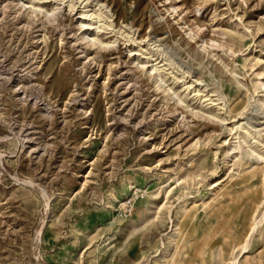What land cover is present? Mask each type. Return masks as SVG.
I'll return each instance as SVG.
<instances>
[{
    "label": "rangeland",
    "instance_id": "obj_1",
    "mask_svg": "<svg viewBox=\"0 0 264 264\" xmlns=\"http://www.w3.org/2000/svg\"><path fill=\"white\" fill-rule=\"evenodd\" d=\"M19 1L0 0V264H264V0H100L99 29L97 0Z\"/></svg>",
    "mask_w": 264,
    "mask_h": 264
},
{
    "label": "bare ground",
    "instance_id": "obj_2",
    "mask_svg": "<svg viewBox=\"0 0 264 264\" xmlns=\"http://www.w3.org/2000/svg\"><path fill=\"white\" fill-rule=\"evenodd\" d=\"M47 1H49V0H30V2H27L26 0H20L19 2L26 9H31L32 12L33 11L35 13H37V12H40V13L46 12L47 15L53 16V18L55 19L56 15H58V13L61 12V10L63 9L64 3L66 2V0H55V6L51 7L52 8V9L50 8L51 10L47 9V7L44 6ZM67 1H69V3H70L71 10H73L74 6L72 4V0H67ZM84 1H86V0H82L81 2H84ZM85 5H87V3ZM96 5H97V9L94 10L92 13H89L90 9L84 10V12H83V20H82L81 24L83 26L87 25L88 23L85 20L86 17L87 16H90V17L93 16L92 18H96L97 19L93 23H99L101 21L103 22L101 24L96 25L95 28H97V29H99L101 27H105L106 28L107 26L113 25V21H112L113 19L112 20L109 19L111 17V15H110L111 10L108 8V5H106L104 2H101L100 0H97ZM129 33L127 34V36H129L130 38H133V40H135L132 35H129ZM95 34L97 36L96 35L95 36H90V35L87 34V35L84 36V39L87 40L88 42H91L92 44H97V45H106V44L110 43V40L105 42L101 38H99L98 37V32L96 33V31H95ZM156 68H158L157 65L155 67H153L152 72H154V70H156ZM241 126L245 129V133H246L247 136H250V138L251 137L252 138L256 137V134L258 133V131L256 129L255 130L249 129L248 127L244 126L243 124ZM257 140L259 141L258 138H257ZM246 247L247 246H245L244 248H246ZM234 262H236V261H234Z\"/></svg>",
    "mask_w": 264,
    "mask_h": 264
},
{
    "label": "built area",
    "instance_id": "obj_3",
    "mask_svg": "<svg viewBox=\"0 0 264 264\" xmlns=\"http://www.w3.org/2000/svg\"><path fill=\"white\" fill-rule=\"evenodd\" d=\"M145 193V190L140 189V188H135L131 192L130 196L126 197L124 201L122 202L125 208H132L135 201L139 198V196H143Z\"/></svg>",
    "mask_w": 264,
    "mask_h": 264
}]
</instances>
